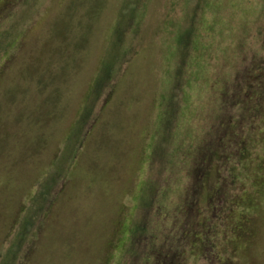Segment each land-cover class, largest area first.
<instances>
[{
  "label": "rangeland",
  "instance_id": "374dc122",
  "mask_svg": "<svg viewBox=\"0 0 264 264\" xmlns=\"http://www.w3.org/2000/svg\"><path fill=\"white\" fill-rule=\"evenodd\" d=\"M0 264H264V0H0Z\"/></svg>",
  "mask_w": 264,
  "mask_h": 264
},
{
  "label": "trees",
  "instance_id": "16d2710c",
  "mask_svg": "<svg viewBox=\"0 0 264 264\" xmlns=\"http://www.w3.org/2000/svg\"><path fill=\"white\" fill-rule=\"evenodd\" d=\"M167 262V261H166Z\"/></svg>",
  "mask_w": 264,
  "mask_h": 264
}]
</instances>
